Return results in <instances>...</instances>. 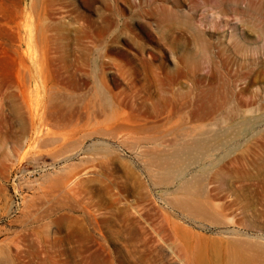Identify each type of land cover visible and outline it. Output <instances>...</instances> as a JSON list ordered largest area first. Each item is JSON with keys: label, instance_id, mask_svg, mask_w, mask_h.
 Wrapping results in <instances>:
<instances>
[{"label": "rangeland", "instance_id": "rangeland-1", "mask_svg": "<svg viewBox=\"0 0 264 264\" xmlns=\"http://www.w3.org/2000/svg\"><path fill=\"white\" fill-rule=\"evenodd\" d=\"M0 264H264V0H0Z\"/></svg>", "mask_w": 264, "mask_h": 264}, {"label": "bare ground", "instance_id": "bare-ground-1", "mask_svg": "<svg viewBox=\"0 0 264 264\" xmlns=\"http://www.w3.org/2000/svg\"><path fill=\"white\" fill-rule=\"evenodd\" d=\"M238 130H239V129H238ZM206 131H207V130H206ZM236 131H237V130H236ZM238 132H239V131H238ZM205 133H206V132H205ZM229 133H230V132H229ZM236 133H237V132H236ZM231 134H232V132H231ZM233 134H234V133H233ZM236 135H237V134H236ZM236 135H235V136H236ZM216 136H217V135H216ZM224 136H225V135H224ZM213 137H214V136H213ZM203 141H204V140H203ZM217 141H219V140H217ZM197 143H198V142H197ZM206 143H207V142H206ZM195 146H196V145H195ZM200 146H201V145H200ZM202 146H203V145H202ZM209 147H210V146H209ZM191 149H193V148L191 147ZM201 149H202V148H201ZM198 150H199V149H198ZM203 150H204V149H203ZM193 151H194V150H193ZM200 151H202V150H200ZM189 152H190L189 155H192L193 152H192V151H189ZM191 152H192V153H191ZM199 153H200V152H199ZM194 155H195V154H194ZM200 155H201V154H200ZM204 155H205V154H204ZM204 155H203V156H204ZM198 156H199V155H198ZM192 157H193V156H192ZM77 178H78V177H77ZM74 180H75V179H74ZM74 180L71 182V185H72V183L74 184V182H75ZM69 185H70V184H69ZM188 199H189V198H188ZM188 199H186V200H188ZM190 200H191V198H190ZM191 201H192V200H191ZM183 202H184V204L181 203V205H185V203H187V201H184V200H183ZM188 203L190 204L189 200H188ZM186 205H188V204H186ZM186 205H185V206H186ZM193 208H194V207H193ZM195 209L198 210V211L202 210L201 205H200V204H196V205H195Z\"/></svg>", "mask_w": 264, "mask_h": 264}]
</instances>
